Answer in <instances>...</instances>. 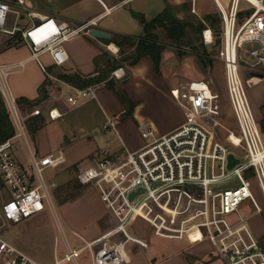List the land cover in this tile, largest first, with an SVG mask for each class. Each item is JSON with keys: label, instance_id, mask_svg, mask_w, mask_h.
Returning a JSON list of instances; mask_svg holds the SVG:
<instances>
[{"label": "built area", "instance_id": "2783aa9c", "mask_svg": "<svg viewBox=\"0 0 264 264\" xmlns=\"http://www.w3.org/2000/svg\"><path fill=\"white\" fill-rule=\"evenodd\" d=\"M28 1L0 0V32L12 37L21 32V39L31 51V59L47 72L42 54L49 53L56 65L65 64L68 61L65 42L90 33L96 22L91 19L71 26L51 16L37 15L27 7ZM216 2L221 12L223 39L218 55L224 63L238 133L230 130L228 143L216 138L213 124L223 126L216 118L217 94L212 93L209 83L201 84L190 92L186 120L178 128L165 135L146 128L142 131L146 143L141 149L122 153L105 151L92 165L80 169L76 175L79 184L97 186L116 220L114 230L105 235L93 264H117L123 260V244L135 239L128 226L137 217L147 220L156 233L163 236L186 235L191 242L209 239L227 264H264V244L256 238L241 213L246 202H251L256 213H264V206L259 204L254 192L256 181L264 198V139L247 92V85L257 77H248L247 72L264 74V0H230L227 7L219 0ZM243 2L249 6V12L242 17L241 13L248 11L243 10ZM192 11L195 12V8ZM24 13L30 24L20 28L18 20ZM12 16L16 18L15 24L8 29L6 25ZM202 33L207 44L214 42L210 26ZM113 53L117 54L118 50ZM244 54L247 59L243 58ZM25 63L22 60L6 64L0 58V95L15 128L12 137L0 142V179L9 194L0 203V218L4 222L19 223L49 208L57 226L63 228L53 197L59 183L48 179L45 170L60 167L66 161L64 154L39 156L32 153L27 168L15 153L18 137L27 142L28 116L22 113L9 79L13 72L22 70ZM111 77L123 80L127 71L122 66L117 67ZM94 96V85L74 87L68 101L78 106ZM39 114V109L31 113ZM49 116L57 119L62 114L53 108ZM209 121L213 122V128ZM230 154L239 159L232 168L228 167ZM140 189L143 191L131 200V193ZM138 209L143 213L139 214ZM233 214L238 218L230 222L227 216ZM1 228L2 225L0 264H41L9 242ZM193 228L199 232L194 238L189 233ZM113 232L119 235V240L107 237ZM78 252L70 250L66 257L76 258Z\"/></svg>", "mask_w": 264, "mask_h": 264}, {"label": "crops", "instance_id": "0c3cea01", "mask_svg": "<svg viewBox=\"0 0 264 264\" xmlns=\"http://www.w3.org/2000/svg\"><path fill=\"white\" fill-rule=\"evenodd\" d=\"M32 1L38 6V9L33 10L40 13L38 15L51 16L71 26L94 19L96 25L93 27L112 33V38L116 35L143 36V20L150 21L167 8L175 18L183 22L192 20V12L212 29L215 25L208 19L209 16L218 17L222 25L216 0ZM219 1L224 7L230 3V0ZM193 8L195 12L192 11ZM131 9L140 14L142 20L133 16ZM163 32L165 35L164 28L157 30L159 36ZM107 39L84 33L66 41L64 46L68 61L60 66L54 63L49 53L42 54L41 59L47 72L36 60L31 59V51L22 39L19 45L3 46L0 43V58L4 63L26 61L22 70L11 74L10 86L18 99L35 103L34 106L25 102L20 104L22 113L28 116V125L32 117L39 121L36 128L28 127L31 143L28 138L27 142H23L27 156L20 154L22 148L17 143L15 153L27 168L32 153L39 156L64 154L66 161L54 171L58 188L64 185L71 172L75 171L77 175L80 169L85 168L83 163L92 165L105 151L122 153L141 149L146 143L142 131L147 127H153L160 135L178 128L186 120L190 92L194 87L209 83L212 93H215L213 77H200V66H204L199 58L190 59L187 54L186 49L190 46L182 48L185 52L180 54L174 44L170 41L165 43L160 37L166 48L162 52L159 72L148 55L134 65L122 63L119 67L126 69L125 79L112 78L110 73L105 81L92 84L95 86L94 97L73 106L68 97L73 94L74 87L79 86L60 75L78 73L83 77H90L98 69L111 66L118 58L113 51L118 50L120 56L122 54L120 47L115 42L109 43ZM114 45L116 48H113ZM125 50L129 52L132 49ZM126 79L128 81L124 82ZM247 86L248 97L260 126L264 124V78L258 77L257 82H250ZM121 93L128 102L122 99ZM216 98V103L220 105L219 96ZM53 108L62 116L50 118L49 111ZM35 109L41 110V114L31 115ZM129 109L132 112L126 115ZM232 114L234 116L233 112ZM216 118L221 123L220 108ZM261 132L264 139V129ZM256 183L255 181L254 184ZM256 190L261 194L258 196L255 191L257 200L264 206L261 190ZM60 191L57 192V197H61ZM57 202V217L63 228L57 226L52 211L46 208L19 223H1V232L9 242L41 264H93L94 256L103 247L105 235L112 232L116 225L99 189L93 184L82 185L75 194L60 198ZM247 207L251 210L244 214L246 221L259 242L264 244V213H256L251 202H246L241 209ZM138 213H143L142 209H138ZM138 219L148 224L147 232L137 233L133 229ZM128 231L135 239L123 244L124 258L117 264H227L209 239L191 242L186 235L163 236L156 233L155 228L141 217L132 221ZM189 233L192 236L198 234V230L193 228ZM154 236L167 239V244H158L153 239ZM107 237L112 241L120 238L114 232ZM70 250H78V256L68 259L66 255Z\"/></svg>", "mask_w": 264, "mask_h": 264}, {"label": "trees", "instance_id": "16d2710c", "mask_svg": "<svg viewBox=\"0 0 264 264\" xmlns=\"http://www.w3.org/2000/svg\"><path fill=\"white\" fill-rule=\"evenodd\" d=\"M212 23H218L219 18L215 16H209L208 18ZM204 21L199 24H195L194 22H183L174 17L173 13L170 9H165L158 16L153 18L150 21L143 20L144 24V35L141 37H134L129 35H116L112 39H107V41L115 42L121 50V58L120 60L115 59L114 63L109 66L107 69H98L93 76L83 77L78 73L74 74H61L60 77L71 82L72 84L78 85L79 87H87L92 84H97L102 81H105L110 72L115 68L119 67L122 63H128L130 65L136 64L142 57L150 56L155 65V69L157 72L160 71V62L162 57V52L166 48V44L160 41V36L157 33L159 28H164L166 32V38L171 41L178 49L180 54H183L185 51L182 49L186 46H193L192 38L190 37V33L200 32L204 28ZM18 37L21 39V32H17ZM18 39L17 41H20ZM10 41V40H9ZM9 45H13L11 41ZM125 48L132 49L127 52ZM196 55L198 56L202 65L206 68L209 65H213V59L210 54L204 50L200 52L196 50ZM121 97L124 101L128 102L127 98L123 93H121ZM42 100V99H41ZM19 104L25 102L28 105L34 106V101L26 100V99H18ZM131 108V107H130ZM132 110L129 109L126 111V115L131 113ZM30 128H36L38 125V120L36 117H32L30 119ZM260 129H264V124H260ZM15 133V128L10 118L7 107L0 95V142L6 140L9 137H12ZM82 185L76 186V189L79 190Z\"/></svg>", "mask_w": 264, "mask_h": 264}, {"label": "rangeland", "instance_id": "374dc122", "mask_svg": "<svg viewBox=\"0 0 264 264\" xmlns=\"http://www.w3.org/2000/svg\"><path fill=\"white\" fill-rule=\"evenodd\" d=\"M242 5H243L242 6L243 10H247L249 8V6L245 2H243ZM27 7L29 8V10L38 9V6L32 0L28 1ZM248 12H249V9H248L247 12L241 13V16L243 17V15L247 14ZM190 18H192L191 21L194 22L195 24H199L200 22H202V20L200 18L196 17V15L194 13H192V12L190 13ZM15 19H16L15 16H12L9 19V21H8V23L6 25V27L8 29L13 28V26L15 24ZM239 21L242 22L243 18H240ZM29 24H30V21H29L27 15L24 13L22 18H20L18 20V25H19L20 28H25V27L29 26ZM203 24H204V28H205L207 25H206L205 22H203ZM208 24L210 25L209 22H208ZM214 25H213L214 26L213 31H214V34H215V36H214L215 39H214V42L212 44H207L204 41V37H203V33H202L203 29H204L203 28L200 32L190 33V37L192 38V41H193V46H190V48H187L186 50L188 51L187 54L190 55V59L198 60V57L196 56V52H197L196 50H199L200 52H203L204 50H206V52L209 53L211 58L213 59V65L209 66V67L207 66L206 68L200 66L199 73H200V77H203V78H205V77L207 78L208 77L209 78V76L211 75L213 77V79L215 80V84H213V86H214L215 93H217V95L219 96V100H220L219 108L221 109V112H222V118L220 119V121L223 124V126L213 124L214 127H215V131H216L215 135H216V138L218 140H220L221 142L228 143L227 137L229 135L230 130L234 131L237 134L238 133V126H237V122H236V120H235V118H234V116L232 114L233 110H232L231 103H230V100H229V95H228V92H227V86H226V81H225V67H224V63L219 58V55H218L219 54V49H220V47L222 45V41H223V39H222V25L219 22L218 23L217 22L214 23ZM160 37H161V40L163 42H165V43L169 42V40L165 39L166 36L164 35V32L161 33ZM18 39H20V37H18L17 34L12 37L11 35L4 34V33L0 32V43L2 42L3 46H8L9 45V43H8L9 40L11 41V43L13 45H19L22 40L20 39V41H17ZM170 43H171V41H170ZM248 46H249V44L246 47H248ZM116 56H118L117 59L119 60V58L121 57L120 56V52H118L116 54ZM243 58L247 59V56L244 54ZM110 73H112V72H110ZM215 75H217V76H215ZM241 75H242L243 79L245 80L246 76H245V73H244L243 69L241 70ZM9 82H10V79H9ZM247 90H248V86H247ZM248 92H249V90H248ZM210 122H211V128H213V125H212L213 122L209 121V123ZM53 128L54 127H52V129ZM147 128H149V127H147ZM151 128H153V127H151ZM26 135H27V138L29 139V141L31 143V136H30V133H29V128H27ZM15 142L19 146H21V148H22L20 154L22 156H27V149L24 146L23 138L22 137H18L15 140ZM83 165H84V167L88 166V162L83 163ZM55 170H56L55 168H47L45 170L46 177L48 179H57L55 177V175H54V171ZM64 182H65L64 185H62L61 187H59L57 189V191L55 192V195H54V192H53V197H54V201H55V205H56V208H57L56 210L57 211H58V208H59L57 200L60 199V198H65L67 196L75 194L77 192L76 186L81 185L77 181V177H76V172L75 171L71 172V174L66 178V180ZM256 184H254V192L256 191L257 195L260 196L261 194H260L259 190H256L257 188H259V186L256 185ZM58 191L62 192L61 193V197H57L58 196L57 195ZM8 197H9V194L7 193L6 188L3 187V184H2L1 179H0V203H2ZM250 210H251V208L247 207V208L241 209V213L244 215L245 213H247ZM237 218H238V216L236 214L227 216V219L230 222L235 221ZM1 223H4V221L0 218V224ZM133 229L137 233L138 232L144 233V232H147V230H148V224L145 221H143L142 219H138L135 222V224L133 226ZM153 239L160 245L167 244V242H168L167 239L156 237V236H154Z\"/></svg>", "mask_w": 264, "mask_h": 264}, {"label": "water", "instance_id": "95a60500", "mask_svg": "<svg viewBox=\"0 0 264 264\" xmlns=\"http://www.w3.org/2000/svg\"><path fill=\"white\" fill-rule=\"evenodd\" d=\"M131 13H132L133 16H135L136 18L142 20V16H140V14L136 13V12L133 11L132 9H131ZM90 34H92V35L95 36V37L108 38V39L112 38V33L108 32V31H106V30H103V29L97 28V27H92V28L90 29ZM247 76H248V77L257 76V77H260V78H264V74L259 73V72H252V71L247 72ZM127 81H128L127 79L124 80V82H127ZM228 159H229V165H228L229 168H232L235 164H237V163L239 162V159L236 158V157L234 156V154H230L229 157H228ZM142 191H143V190L140 189V190L137 191V192H132L131 195H130V199L133 200L134 197H135L138 193H140V192H142Z\"/></svg>", "mask_w": 264, "mask_h": 264}, {"label": "bare ground", "instance_id": "6f19581e", "mask_svg": "<svg viewBox=\"0 0 264 264\" xmlns=\"http://www.w3.org/2000/svg\"><path fill=\"white\" fill-rule=\"evenodd\" d=\"M37 13H38V12H37ZM38 14H40V13H38ZM38 14H37V15H38ZM115 46H116V45H114L113 48H116ZM117 48H118V47H117ZM257 81H258V78L255 77V78L251 79L250 82H257ZM233 138H234L236 141H239V139H238L236 136H233ZM198 235H199V232H198V234H193L192 237L194 238L195 236H198Z\"/></svg>", "mask_w": 264, "mask_h": 264}]
</instances>
